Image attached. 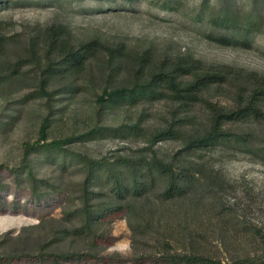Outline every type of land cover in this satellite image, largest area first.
<instances>
[{"label": "rangeland", "instance_id": "obj_1", "mask_svg": "<svg viewBox=\"0 0 264 264\" xmlns=\"http://www.w3.org/2000/svg\"><path fill=\"white\" fill-rule=\"evenodd\" d=\"M201 2L0 0V33L8 38L0 64L7 69L17 59L25 62L18 75L0 85V264H181L169 256L188 250L189 234L200 252L227 264L243 250L260 245L253 232L264 228V100L261 118L225 124L247 143L233 137L203 153L217 172L216 184L161 201L160 183L149 196L133 200L131 211L102 218L91 235L73 231L82 225L76 211L85 201L89 158L113 161L138 155L158 133L175 122L183 124L178 120L188 114L192 120L184 127L187 133L209 124L204 104L185 113L167 96L135 104L101 103L98 97L104 89L145 81L159 65L184 57L202 60L208 67L264 74V0H258L255 9L252 0H224L239 12L260 13L262 31L250 48L212 40L210 35L219 31L206 15L217 12L220 0H209L204 12ZM52 24L67 25L75 43L95 39L102 47L79 73L47 79L44 95L39 91L47 77L46 59L40 56L43 42L34 44L40 52L36 58L30 50ZM144 55L151 64L148 69L141 67ZM191 80L183 77L186 83ZM239 84L233 79L214 86L205 97L227 110L236 109L248 95ZM96 127L112 130L97 139L82 137ZM59 140L61 147L54 144ZM155 148L167 158L188 154L182 137L158 142ZM103 201L114 200L107 195L90 203ZM117 241L127 242L128 249L110 253L108 247Z\"/></svg>", "mask_w": 264, "mask_h": 264}, {"label": "trees", "instance_id": "obj_2", "mask_svg": "<svg viewBox=\"0 0 264 264\" xmlns=\"http://www.w3.org/2000/svg\"><path fill=\"white\" fill-rule=\"evenodd\" d=\"M252 1L255 9L258 0ZM208 5L209 0H202L200 10L204 12ZM238 9L239 7L235 4L230 6L224 4V0H220L217 12L214 11L206 15L207 22L219 31L210 37L225 46L253 47L255 35L262 31L259 26L262 17L260 13L254 12L255 10L239 12ZM198 15L201 16L200 13ZM39 35L33 41L30 52L32 51V59L36 58V54L40 52L34 48V44L38 45L43 42L41 48L43 51L40 56L46 59L44 73L47 74V77L40 83L39 91L44 95L48 94L47 79L53 80L54 77L79 73L97 56L101 51L100 47H102V44L95 39L79 43L73 42L72 30L65 24H52ZM7 39L5 34L0 33V55L5 53ZM109 55L110 59L115 57V53L112 51ZM147 59L148 55L141 58V67L145 66L148 69L151 64L150 62L145 63ZM21 60L20 58L15 63L10 62L7 69L0 64V85L18 75L20 68L25 65V62H21ZM186 76H191L192 80L184 82L183 77ZM233 79L240 81V90L245 87V90L248 91L247 97L242 102L240 101L241 105L236 109L227 110L210 102L205 97V93L214 86ZM243 83L247 86H242ZM166 96L179 102L185 113L193 111L192 109L199 103L204 104L208 111V126L201 130L185 132V125L192 120V116L188 114L178 120L183 124L175 122L169 128L158 133L148 148L138 150V155L121 156L113 161H106L104 158L99 160L89 158L86 162L89 167L86 170L85 178V201L82 207L76 211L82 225L74 228V233L89 235L92 227L110 213L131 211L133 200L149 196L150 192L157 189L160 183L162 186L158 198L161 201L181 199L201 185L216 184L218 181L217 172L208 166L209 162L205 160L203 153L209 149L213 150L217 145L230 143L234 140L233 137L236 141L248 142L246 137L229 132L225 128V124L247 118L259 119L262 117L264 74L258 75L257 72H245V70L233 67H208L202 60L184 57L171 64L159 65L152 72L151 77L145 81H135L132 84L117 86L111 90L104 89L98 97V102L112 101L115 104L124 102L135 104L141 100H156ZM176 123L180 126L177 127ZM121 129L122 127L115 130ZM110 130L112 129L96 127L82 137H86L85 140L97 139ZM121 134L125 135V133ZM181 137L184 139L183 150L188 153L186 155L175 154L167 158L155 148V144L158 142ZM62 143L59 140L54 144L61 147ZM71 158H73L72 155ZM106 194L112 196L114 201L90 203L92 199H100L107 196ZM253 235L258 239L260 245L243 250L231 258L227 264H264V228H258L253 232ZM187 238L188 250L170 255V261L181 264H220L213 257L199 251L192 234H189ZM166 244H170V241L167 240Z\"/></svg>", "mask_w": 264, "mask_h": 264}, {"label": "clouds", "instance_id": "obj_3", "mask_svg": "<svg viewBox=\"0 0 264 264\" xmlns=\"http://www.w3.org/2000/svg\"><path fill=\"white\" fill-rule=\"evenodd\" d=\"M129 244L127 242H123V241H117L116 244L114 245H110L108 247V251L111 252H124L128 249Z\"/></svg>", "mask_w": 264, "mask_h": 264}]
</instances>
